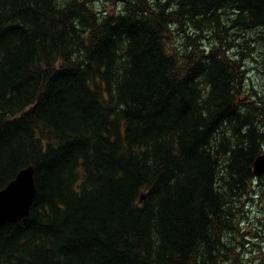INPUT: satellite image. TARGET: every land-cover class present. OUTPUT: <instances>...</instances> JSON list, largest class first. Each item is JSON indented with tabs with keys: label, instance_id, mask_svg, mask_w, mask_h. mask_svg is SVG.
I'll return each instance as SVG.
<instances>
[{
	"label": "trees",
	"instance_id": "1",
	"mask_svg": "<svg viewBox=\"0 0 264 264\" xmlns=\"http://www.w3.org/2000/svg\"><path fill=\"white\" fill-rule=\"evenodd\" d=\"M253 42L264 0H0V189L34 184L0 264H244Z\"/></svg>",
	"mask_w": 264,
	"mask_h": 264
},
{
	"label": "rangeland",
	"instance_id": "2",
	"mask_svg": "<svg viewBox=\"0 0 264 264\" xmlns=\"http://www.w3.org/2000/svg\"><path fill=\"white\" fill-rule=\"evenodd\" d=\"M171 39L176 46H180L178 36H172ZM241 39L242 36L239 35L238 40ZM259 44L260 42H253L252 51L243 54V64L246 69L244 72L246 75L245 85L248 91L251 88L264 89V54L261 46L257 48ZM236 50L240 51L241 49L239 47L230 49L228 53ZM259 181L264 182V179ZM259 181H256L255 184ZM260 188H264V185ZM241 210L242 213L237 218L238 231L232 235V241L239 246L242 263L264 264V197L260 198L259 188L247 196Z\"/></svg>",
	"mask_w": 264,
	"mask_h": 264
},
{
	"label": "water",
	"instance_id": "3",
	"mask_svg": "<svg viewBox=\"0 0 264 264\" xmlns=\"http://www.w3.org/2000/svg\"><path fill=\"white\" fill-rule=\"evenodd\" d=\"M252 172L255 176L264 173V150L253 160ZM33 197L32 166L27 165L0 189V225L25 217Z\"/></svg>",
	"mask_w": 264,
	"mask_h": 264
}]
</instances>
